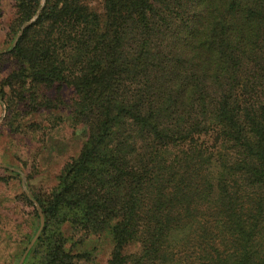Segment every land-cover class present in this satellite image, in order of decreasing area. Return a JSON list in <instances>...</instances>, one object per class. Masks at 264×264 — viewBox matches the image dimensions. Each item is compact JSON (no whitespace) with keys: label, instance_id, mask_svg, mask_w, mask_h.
Listing matches in <instances>:
<instances>
[{"label":"trees","instance_id":"obj_1","mask_svg":"<svg viewBox=\"0 0 264 264\" xmlns=\"http://www.w3.org/2000/svg\"><path fill=\"white\" fill-rule=\"evenodd\" d=\"M10 1L0 100L46 110L39 86L71 88L87 130L35 197L23 264L81 259L67 232L110 236L107 264H264V0H101L103 20L86 0Z\"/></svg>","mask_w":264,"mask_h":264},{"label":"rangeland","instance_id":"obj_2","mask_svg":"<svg viewBox=\"0 0 264 264\" xmlns=\"http://www.w3.org/2000/svg\"><path fill=\"white\" fill-rule=\"evenodd\" d=\"M85 4L103 20L101 0H86ZM13 14L11 1L0 0V85L15 68L8 56L17 39L11 44L8 36ZM36 95L51 100L52 107L33 111L27 99L8 111L0 100V264H19L25 253L26 258L44 225L35 197L48 202L61 171L79 155L87 139L86 127L71 115V88L45 90L39 86ZM66 235L65 247L73 256L84 257L74 258L70 264L108 263L113 247L110 236Z\"/></svg>","mask_w":264,"mask_h":264},{"label":"water","instance_id":"obj_3","mask_svg":"<svg viewBox=\"0 0 264 264\" xmlns=\"http://www.w3.org/2000/svg\"><path fill=\"white\" fill-rule=\"evenodd\" d=\"M36 17H37V15L34 17V19H36ZM34 19H33L31 22H29L28 24H26V26H28L30 23H32V22L34 21ZM26 26H24V27H26ZM31 245H32V244H31ZM31 245H30V246H31ZM30 246H29V248H30ZM29 248H28V249H29ZM25 255H26V253H25L24 256L21 258L19 264H22V263H23V260H24V258H25Z\"/></svg>","mask_w":264,"mask_h":264}]
</instances>
